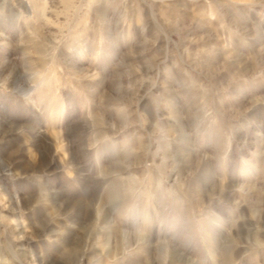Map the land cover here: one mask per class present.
Instances as JSON below:
<instances>
[{"label": "clouds", "instance_id": "1", "mask_svg": "<svg viewBox=\"0 0 264 264\" xmlns=\"http://www.w3.org/2000/svg\"><path fill=\"white\" fill-rule=\"evenodd\" d=\"M25 2L0 264H264V0Z\"/></svg>", "mask_w": 264, "mask_h": 264}, {"label": "rangeland", "instance_id": "2", "mask_svg": "<svg viewBox=\"0 0 264 264\" xmlns=\"http://www.w3.org/2000/svg\"><path fill=\"white\" fill-rule=\"evenodd\" d=\"M14 3L20 4L25 12L30 13V8L26 2L21 3V0H0V31H3L5 34L11 32L21 23L20 9L14 7ZM145 14H147V10H145ZM134 31L139 35L138 28H135ZM149 35H151V31H149ZM146 102L147 101H144V103ZM0 104H5V102L0 101ZM22 124L32 125L33 128L36 126L34 118L25 115L22 111L12 112L6 106L0 109V138L5 141L3 145H0V156H6L8 151L15 147L22 139L15 131V129L19 128ZM13 125H15V127H12ZM5 133L8 135L6 136ZM32 134L35 135V131H33ZM18 183L20 185L24 184L23 181Z\"/></svg>", "mask_w": 264, "mask_h": 264}]
</instances>
